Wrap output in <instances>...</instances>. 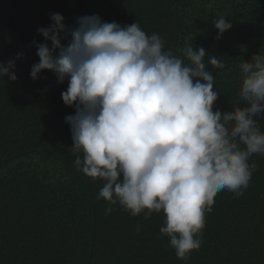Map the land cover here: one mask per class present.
I'll return each instance as SVG.
<instances>
[{"label": "trees", "instance_id": "1", "mask_svg": "<svg viewBox=\"0 0 264 264\" xmlns=\"http://www.w3.org/2000/svg\"><path fill=\"white\" fill-rule=\"evenodd\" d=\"M54 13L69 29L85 15L121 26L137 22L182 59L186 42L194 51L204 47L225 64L208 66L220 93L214 109L221 111L244 106L240 60L264 54V0H0V63L24 53L17 80L0 78V264H264V154L249 158L256 168L242 196L217 193L201 246L188 260L178 259L161 235L163 213L134 217L98 199L103 181L77 171L69 150L65 118L75 107L61 97L67 81L58 84L49 71L30 76L39 62L33 42H45L37 30L49 27ZM221 16L232 28L217 39L212 21ZM258 126L264 131V117Z\"/></svg>", "mask_w": 264, "mask_h": 264}, {"label": "clouds", "instance_id": "2", "mask_svg": "<svg viewBox=\"0 0 264 264\" xmlns=\"http://www.w3.org/2000/svg\"><path fill=\"white\" fill-rule=\"evenodd\" d=\"M50 19L49 27L37 30L45 42H33L39 62L30 76L36 80L49 71L58 84L67 81L61 97L75 107L65 122L77 171L103 181L98 199L134 217L163 213L161 235L178 259H190L201 246L205 212L217 193L242 196L256 168L249 158L264 154L258 126L264 117V54L240 60L244 106L221 111L214 109L220 93L208 66L223 70L225 64L204 47L194 51L186 42L182 59L137 22L121 26L85 15L69 29L61 14ZM212 24L217 39L232 28L223 16ZM23 58L20 52L0 63V78L15 82L16 61Z\"/></svg>", "mask_w": 264, "mask_h": 264}]
</instances>
